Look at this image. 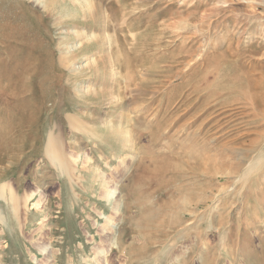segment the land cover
<instances>
[{
	"label": "rangeland",
	"instance_id": "obj_1",
	"mask_svg": "<svg viewBox=\"0 0 264 264\" xmlns=\"http://www.w3.org/2000/svg\"><path fill=\"white\" fill-rule=\"evenodd\" d=\"M1 190L0 264H264V0H0Z\"/></svg>",
	"mask_w": 264,
	"mask_h": 264
},
{
	"label": "bare ground",
	"instance_id": "obj_2",
	"mask_svg": "<svg viewBox=\"0 0 264 264\" xmlns=\"http://www.w3.org/2000/svg\"><path fill=\"white\" fill-rule=\"evenodd\" d=\"M59 1V0H58ZM47 2V1H46ZM49 3V2H48ZM54 5H55V3H54ZM53 7V6H52ZM109 9H110V7H108V9L107 8H105L104 10V12L105 13H107V12H109ZM109 14H110V12H109ZM235 22H239V20H235ZM55 145V142H54V138H53V135H52V132H50V135L48 136V142H47V146H46V154L47 155H49V157L53 160V162H55V160L57 161V159L55 158V156L54 157H52V155H53V146ZM54 155H56V154H54ZM64 163V162H63ZM72 175V174H71ZM73 176V175H72ZM78 176V175H77ZM80 176V175H79ZM122 179V178H121ZM117 181V180H116ZM109 184L110 182L108 181L107 182V180H106V184ZM114 183V182H113ZM112 185H114V184H112ZM110 187V186H109ZM3 190H1V193H0V197L2 198L3 197V195H4V193L2 192ZM111 192V191H110ZM108 195V194H107ZM109 197V196H108ZM28 199V198H27ZM109 199V201H108V203L110 204V213L112 214H108V215H106L104 218L106 219V221H107V224H112V218H113V216H117V215H121V213H122V210H123V207H121L120 206V203H119V201L117 200V198H114V195H112L111 194V196L108 198ZM24 201V200H23ZM26 203V202H25ZM36 205V204H35ZM37 207H39L38 206V204L36 205ZM1 220L2 221H4L3 220V218H1ZM99 231H100V233H104L105 232V229H104V227L102 226L101 228H99ZM112 233V232H111ZM46 247V246H45ZM98 248V247H97ZM43 249V248H42ZM45 249V248H44ZM99 249V248H98ZM96 253H98V255H99V252H96ZM50 258V257H49ZM47 262H48V260H47Z\"/></svg>",
	"mask_w": 264,
	"mask_h": 264
}]
</instances>
